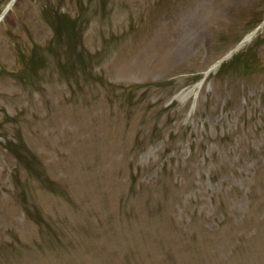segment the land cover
<instances>
[{
    "label": "rangeland",
    "instance_id": "374dc122",
    "mask_svg": "<svg viewBox=\"0 0 264 264\" xmlns=\"http://www.w3.org/2000/svg\"><path fill=\"white\" fill-rule=\"evenodd\" d=\"M263 21L264 0H16L0 264H264V26L238 49Z\"/></svg>",
    "mask_w": 264,
    "mask_h": 264
},
{
    "label": "water",
    "instance_id": "95a60500",
    "mask_svg": "<svg viewBox=\"0 0 264 264\" xmlns=\"http://www.w3.org/2000/svg\"><path fill=\"white\" fill-rule=\"evenodd\" d=\"M263 26H264V22H263L261 25H259V26L257 27V29L255 30V32H256V31H259ZM255 32H254V33H255ZM254 33H253V34H254ZM251 37H252V33H251V35H248V37H246L242 43L247 42V40H249ZM242 43H241V44H242ZM241 44H240L239 46H241ZM219 62H220V61H219Z\"/></svg>",
    "mask_w": 264,
    "mask_h": 264
},
{
    "label": "bare ground",
    "instance_id": "6f19581e",
    "mask_svg": "<svg viewBox=\"0 0 264 264\" xmlns=\"http://www.w3.org/2000/svg\"><path fill=\"white\" fill-rule=\"evenodd\" d=\"M246 37H248V35H247ZM181 96L184 97V98H186V97L189 96V93L183 94V95H181Z\"/></svg>",
    "mask_w": 264,
    "mask_h": 264
},
{
    "label": "trees",
    "instance_id": "16d2710c",
    "mask_svg": "<svg viewBox=\"0 0 264 264\" xmlns=\"http://www.w3.org/2000/svg\"><path fill=\"white\" fill-rule=\"evenodd\" d=\"M235 68H238V64L234 66Z\"/></svg>",
    "mask_w": 264,
    "mask_h": 264
}]
</instances>
